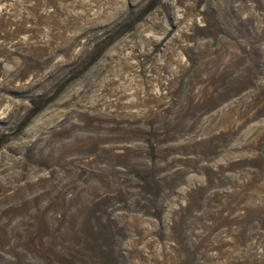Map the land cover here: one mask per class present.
Instances as JSON below:
<instances>
[{
    "label": "rangeland",
    "instance_id": "1",
    "mask_svg": "<svg viewBox=\"0 0 264 264\" xmlns=\"http://www.w3.org/2000/svg\"><path fill=\"white\" fill-rule=\"evenodd\" d=\"M0 264H264V0H0Z\"/></svg>",
    "mask_w": 264,
    "mask_h": 264
}]
</instances>
